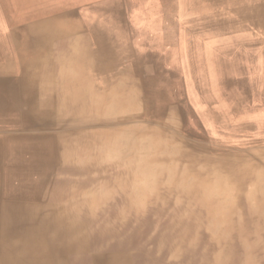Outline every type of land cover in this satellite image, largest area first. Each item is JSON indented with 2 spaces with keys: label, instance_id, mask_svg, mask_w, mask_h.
Segmentation results:
<instances>
[{
  "label": "bare ground",
  "instance_id": "obj_1",
  "mask_svg": "<svg viewBox=\"0 0 264 264\" xmlns=\"http://www.w3.org/2000/svg\"><path fill=\"white\" fill-rule=\"evenodd\" d=\"M3 2L0 264H264V0ZM134 3L152 8L151 55L112 32L97 45L84 22L104 11L124 24ZM209 35L210 68L198 50ZM248 36L263 38L250 68L224 43ZM173 51L207 114L229 104L246 143L206 146L167 119L152 60Z\"/></svg>",
  "mask_w": 264,
  "mask_h": 264
},
{
  "label": "rangeland",
  "instance_id": "obj_2",
  "mask_svg": "<svg viewBox=\"0 0 264 264\" xmlns=\"http://www.w3.org/2000/svg\"><path fill=\"white\" fill-rule=\"evenodd\" d=\"M177 23L179 22L176 21V24ZM175 29L178 31H184V27H182L180 24L173 27L174 32ZM175 35L178 36L177 33H175ZM171 37L173 38V35H171ZM180 53L181 52L176 53L175 51H173L169 53L170 55L168 59L163 57L160 59L152 60L154 70L153 74L155 75L152 76L154 83L152 86L155 88H160V90L165 94L163 98V107L167 119L175 120L176 126H178L183 132L185 131V135H188L193 140H196L197 143L206 146L211 145L212 142L220 145H225L230 141L237 144H240L243 141H245L246 143V141L249 140L246 135H242L238 131L231 129V127L235 124H233V118H229L227 116V113H229L230 110L229 104H226L225 102L224 106L222 107L224 110V115L222 116L217 115V117H215L212 116L213 114H207L209 110L208 106H206L204 104V101L202 100L203 97L197 95V92L192 89V68H190L188 65H185L178 67L177 71L176 65L178 62L182 61ZM158 61L162 62L163 64L161 67H159ZM185 61H187V59L184 60V64ZM122 66L124 67L123 69H125L128 65L124 63L122 64ZM126 70L128 69L126 68ZM158 75H160V77H157ZM152 79L150 84L152 83ZM137 86H139V84ZM200 92L201 95H205L206 93L204 91ZM226 93H228V95L230 96L231 91L228 90ZM226 99H228L227 95ZM211 107H215V105H212ZM254 109L259 108L254 107Z\"/></svg>",
  "mask_w": 264,
  "mask_h": 264
},
{
  "label": "crops",
  "instance_id": "obj_3",
  "mask_svg": "<svg viewBox=\"0 0 264 264\" xmlns=\"http://www.w3.org/2000/svg\"><path fill=\"white\" fill-rule=\"evenodd\" d=\"M58 5H60V4H58ZM150 6L151 5L149 3H143L142 6H141V3H134L133 5H129L128 8H127V12H126L127 13V18L124 21V24H122V23L121 24H118V25L116 23L110 24L109 19L104 16V11L102 12L101 19H100V17L96 18L94 24L88 23V21H85L84 23H85V26L86 27H91V32H94L95 33V37H96L95 39L96 40H94V41H96L97 45H98V42H99V44L102 43V42H105V38L108 37L107 35L109 34V32H112L114 34V36H115L114 37V39H115L114 43L117 46H119V48L122 47L124 49L125 47H127L126 49H129V51L132 52L133 54L136 53V52L139 53L140 55L147 53L148 56H150L151 55V40H152L150 34H151V31H152L151 30L152 29V25L151 24H153L152 17H151V10H152V8H150ZM141 7H142V9H141ZM53 8H55V7H53ZM60 8H62L61 5H60ZM138 8H139V10H138ZM162 9H163L162 6H160L159 7V11H161ZM125 11H126V9H125ZM207 15H209V13H205L203 15H199V17H201L202 19H201L200 22L198 21L197 24L200 25L198 27L201 28V27H204L205 25L208 26L207 25L208 24V20L204 21L205 20L204 17L207 18ZM148 16H150V17H148ZM84 17L87 18V15L86 16L84 15ZM12 19H14V15L13 14H10V11H7L6 10V6H5L3 0H0V32L1 31L2 32L3 31L7 32V27L10 26L9 21H11ZM97 19H99V20H97ZM99 21H100V23H99ZM146 24H148V25H146ZM201 24H204V25H201ZM110 25H113V27L110 26ZM117 26L118 27L123 26V28L125 29V32H127V34H126L127 36L124 39L122 38L120 40L119 35H118V32L120 33V29L118 31ZM94 27H95V29H93ZM143 27H144V29H143ZM110 28H111V31H110ZM103 29H105V31ZM98 34L101 35V36H99ZM84 40H85V43L92 42L91 40L86 39V36H85V39ZM71 42H72V37L71 36H69V37L67 36L65 38H61V40L59 39L56 42V44L60 43L59 45L62 44V47L65 48L66 45H68V47H69V45L71 44ZM200 43L202 45L198 49L199 50V59L201 61H205V62L207 60V64H208V66L210 68L211 65H212L211 62H210V60H211V53L212 52L214 53V51H215L214 48H216L215 46H216V43H217V41L215 40V36L209 35V36H207V38L205 40H200ZM224 43H229V45L226 46V49H229L231 52L233 50H237L238 51L239 49L246 52L247 55L245 57L246 58L245 59L246 60L245 66L247 68H250L253 65H256V66L258 65V62H257V60L259 58L258 57V54L259 53H262L261 52V49L263 47V45H262L263 38L262 37L248 36L246 38V40L243 41V42H240V41H232V40H229V41L228 40H224ZM240 43H244V44L240 45ZM103 45H104V43L102 44V48H103ZM238 47H239V49H238ZM137 48H138V50H137ZM55 50H56V46H54V51ZM254 53H255V56L253 57ZM144 56L146 57V55H144ZM254 60H255V62H253ZM250 64H252V65H250Z\"/></svg>",
  "mask_w": 264,
  "mask_h": 264
}]
</instances>
